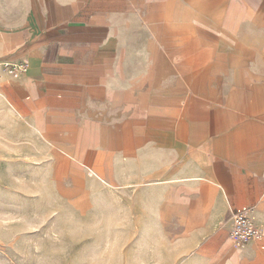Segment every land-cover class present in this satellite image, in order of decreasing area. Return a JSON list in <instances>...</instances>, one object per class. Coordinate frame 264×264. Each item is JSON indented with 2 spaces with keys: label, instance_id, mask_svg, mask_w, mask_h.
Listing matches in <instances>:
<instances>
[{
  "label": "crops",
  "instance_id": "crops-1",
  "mask_svg": "<svg viewBox=\"0 0 264 264\" xmlns=\"http://www.w3.org/2000/svg\"><path fill=\"white\" fill-rule=\"evenodd\" d=\"M0 116L51 219L264 264V0H0ZM22 195L0 182L10 209ZM235 214L258 232L241 247Z\"/></svg>",
  "mask_w": 264,
  "mask_h": 264
},
{
  "label": "rangeland",
  "instance_id": "rangeland-1",
  "mask_svg": "<svg viewBox=\"0 0 264 264\" xmlns=\"http://www.w3.org/2000/svg\"><path fill=\"white\" fill-rule=\"evenodd\" d=\"M1 118L0 182L19 189L26 203L10 209L0 202V238L8 244V250H0V264H181V236L99 226L98 220L67 227L64 220L51 219L48 203L36 198L35 184L44 178L33 170V156L15 153Z\"/></svg>",
  "mask_w": 264,
  "mask_h": 264
},
{
  "label": "built area",
  "instance_id": "built-area-1",
  "mask_svg": "<svg viewBox=\"0 0 264 264\" xmlns=\"http://www.w3.org/2000/svg\"><path fill=\"white\" fill-rule=\"evenodd\" d=\"M7 72L17 77L26 72L27 65L22 64H4ZM230 238L235 247H241L250 240L258 238V232L253 223L245 216L235 214L232 216V226L230 231Z\"/></svg>",
  "mask_w": 264,
  "mask_h": 264
}]
</instances>
